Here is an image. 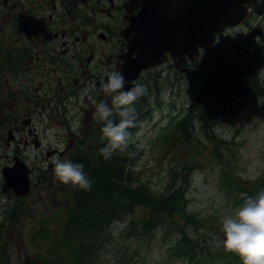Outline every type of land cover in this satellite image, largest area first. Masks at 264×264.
<instances>
[{
    "label": "rangeland",
    "instance_id": "rangeland-1",
    "mask_svg": "<svg viewBox=\"0 0 264 264\" xmlns=\"http://www.w3.org/2000/svg\"><path fill=\"white\" fill-rule=\"evenodd\" d=\"M256 13L246 27L232 31L218 43L216 54L221 56L220 62L224 65L235 60L239 53L240 57L258 47L264 52V0ZM209 55L203 53L194 62L187 58L189 64H181L179 67L174 64L163 65L157 72H146L145 78L139 82L147 87V92L138 100L136 109H142L146 115L132 133L133 141L127 148L128 155L132 156L134 181L141 184L148 182L159 193L170 195L173 187L178 185V180L173 179L170 174V170H180L176 167L177 164L186 162L190 155L201 157L202 160L207 157L208 150L204 146L207 148L210 144L203 142V134L196 135L197 140L192 136L191 140L194 142L189 145L177 126L185 118L187 110L194 104L201 90L202 70L194 69L193 66L201 63L204 74L210 73L215 62L213 65L209 63ZM260 62L263 63L257 66L256 73L260 70L259 75L262 76L264 61ZM1 85L2 94L6 87ZM77 100L76 109V106L71 109L67 107L66 119L75 124L74 129H62L55 125L45 135L47 143L52 144L59 138L62 141L72 139L74 144L61 158L72 162L85 154L88 142L84 138L88 130L92 129V122H102L93 120L95 106L100 103L98 100H86L84 95H77ZM12 102L13 99H8L5 92L0 95V104L5 106V110L0 111V118L2 113L7 114L13 110ZM213 108L216 109L215 106ZM217 111L221 112L219 109ZM217 122L215 134L227 141L225 152L223 153L222 147L219 149L224 157V166H220V162L212 158L203 171L194 174L192 186L189 185L186 189L191 187V192L187 195L191 211L199 213L201 219L206 220L196 227L197 230L213 236L221 250L230 255L222 246V218L233 216L235 210L242 205L233 198L231 191L234 188L231 187H235V184L252 185L256 183V179L264 178V100L260 102L256 99L255 105H247L236 116H223L222 113ZM81 143L84 144V149L79 146ZM212 145L219 146L220 143ZM199 148H202L201 153ZM39 150H31L28 152V159H21L34 169L37 177L43 179L39 185L31 184V192L23 199L16 198L6 187L2 177L5 166L0 168V228L4 229L5 234L0 244L2 256L8 258L9 264H24L26 259L47 264H75L77 255H82L79 243L76 239L68 240L73 248H77L73 255V249L65 245L62 238L68 222L67 207L74 200L73 192L77 187L58 181L50 169L52 163L42 162L47 150ZM37 177L33 178L35 182ZM30 181L32 183V179ZM184 210L188 211V205ZM145 212L144 207H138L133 215L126 216L125 221L118 220L111 227L105 228V238L97 253L98 264H117L118 259L123 261L126 254L136 264H196L187 261L189 256L176 255L175 251L180 250L183 245V236L176 226H171L170 220L148 234L142 233L137 224L135 228H128V222L139 220ZM175 218L183 223L185 215L182 217L176 213ZM186 233L194 239L191 227L186 229ZM217 252L219 251L216 249L212 251L214 254ZM198 257L203 258L202 255ZM227 259L228 257L204 264H228Z\"/></svg>",
    "mask_w": 264,
    "mask_h": 264
},
{
    "label": "flooded vegetation",
    "instance_id": "flooded-vegetation-1",
    "mask_svg": "<svg viewBox=\"0 0 264 264\" xmlns=\"http://www.w3.org/2000/svg\"><path fill=\"white\" fill-rule=\"evenodd\" d=\"M141 8L135 0H0V71L12 70L1 84L13 99V110L0 118V168L43 148V163L54 156L61 159L74 144L72 139L52 144L45 135L55 125L74 129L66 118L67 107L77 108V95L111 105V97L100 87L109 72L126 65L133 37L126 30ZM169 64L178 66L169 57L142 71L136 81ZM31 169L32 184L39 185L43 179Z\"/></svg>",
    "mask_w": 264,
    "mask_h": 264
},
{
    "label": "trees",
    "instance_id": "trees-1",
    "mask_svg": "<svg viewBox=\"0 0 264 264\" xmlns=\"http://www.w3.org/2000/svg\"><path fill=\"white\" fill-rule=\"evenodd\" d=\"M216 53L215 49L209 55V63L213 65L215 62L210 73L204 74L203 64H194V69L202 70L201 90L194 104L187 110L185 118L177 126L178 131L184 135V140L189 145L194 142L191 140L192 136L197 140L196 135L201 136L202 133L203 142L210 144L207 148L204 146V149L208 150V154L202 160L201 157L192 156L189 153L190 158L186 162L176 165L180 169L179 171L170 170L173 179L178 180V185L173 187V193L170 195L154 191L148 182L141 184L134 181L133 161L132 156L128 155V149L116 151L109 160H105L101 156L99 150L107 143L101 139L103 122L97 123L93 128L91 127L90 131L88 130L84 138V141L88 142L85 154L81 155L83 157H80L79 160L73 159V162L84 165L92 187L90 191L77 187L73 192L74 200L67 207L68 222L64 238H62L63 243L67 246H71L68 241L70 239H76L79 243L78 247L82 250V255H77L75 264H98L97 253L101 248V241L105 238V228L111 227L118 220L125 221L126 216L133 215L138 207H144L146 212L139 220L128 222V228H135L137 224L142 233L148 234L153 233L157 226L170 220L171 226H176L177 230L182 232L183 245L179 253L195 257L198 255L197 247H199L202 254L211 261L226 259L230 256L223 250L215 254L211 253L208 247L199 245L203 242V238L197 234L200 232L197 230V226L206 220L204 218L202 220L199 213L191 211V202L188 204L187 199L191 187L188 190L186 187L191 185L194 174L203 171L212 158L220 162V166H224V157L223 154H220L219 149L222 147L224 153L227 141L220 139L214 132L218 124L217 118L219 121L222 113L223 116L226 114L232 116L241 107L252 104L256 99L264 98V77H262L264 75H259L260 70L258 74L256 73L257 66L263 63L260 61H264V52L258 47L253 49V52H248L240 57L239 53L235 60L227 62L225 65L220 62L221 56ZM9 72L11 73L12 70L0 71V95L1 81ZM137 102L135 107H138ZM217 109L221 112L219 113ZM137 115V126L129 129L131 133L137 129L146 113L142 109H137ZM115 120L119 122V117H115ZM213 143H220V145L214 146ZM79 146L84 149L83 143ZM201 151L202 148H199V153ZM76 155L79 156L78 153ZM224 168L228 171L226 167ZM231 188H235L239 202H244L241 194L247 193L248 196L253 197L258 195L261 190H264V181L260 180L245 186L237 184L236 187ZM186 205H188V211L184 210ZM176 213L182 217L185 215L183 223L177 221ZM188 227L192 228L193 235L198 236V239H195L196 244L189 240L186 233ZM4 235V229L1 227L0 244L3 242ZM88 236H90L89 239H87ZM206 241L210 243V247H214L212 236L206 237ZM71 248L73 249L71 252L75 255L76 246L74 248L71 246ZM2 254L0 249V264H9L8 258ZM125 256L123 261L118 259L117 264H136L128 254Z\"/></svg>",
    "mask_w": 264,
    "mask_h": 264
},
{
    "label": "water",
    "instance_id": "water-1",
    "mask_svg": "<svg viewBox=\"0 0 264 264\" xmlns=\"http://www.w3.org/2000/svg\"><path fill=\"white\" fill-rule=\"evenodd\" d=\"M135 1L142 8L126 30L133 37L129 40V59L122 70L129 82L169 57L181 65L188 63L187 58L194 61L199 57L200 49L210 51L217 35L241 25L260 0ZM131 86L127 83L125 90ZM15 161L14 166L2 169V177L15 197L23 199L31 192V169L20 159Z\"/></svg>",
    "mask_w": 264,
    "mask_h": 264
},
{
    "label": "clouds",
    "instance_id": "clouds-1",
    "mask_svg": "<svg viewBox=\"0 0 264 264\" xmlns=\"http://www.w3.org/2000/svg\"><path fill=\"white\" fill-rule=\"evenodd\" d=\"M127 83L132 86L125 90ZM100 91L111 96V105L97 103L93 117L103 122L101 139L107 143L99 151L105 160H109L116 151H125L133 141L129 129L137 126L135 104L146 94L147 87L135 80L127 81L122 71H112L108 73L107 82L101 85ZM115 117H119V122ZM51 163L58 181L81 190H91L92 182L83 164L62 160L59 156H54ZM241 196L244 202L234 215L222 218V246L227 252L238 256L242 264H264V190L254 197L247 193Z\"/></svg>",
    "mask_w": 264,
    "mask_h": 264
}]
</instances>
